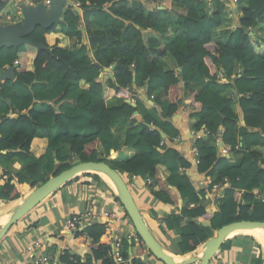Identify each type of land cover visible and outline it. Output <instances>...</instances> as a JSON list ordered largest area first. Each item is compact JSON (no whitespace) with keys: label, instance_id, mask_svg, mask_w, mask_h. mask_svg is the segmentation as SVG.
<instances>
[{"label":"trees","instance_id":"trees-1","mask_svg":"<svg viewBox=\"0 0 264 264\" xmlns=\"http://www.w3.org/2000/svg\"><path fill=\"white\" fill-rule=\"evenodd\" d=\"M73 1L81 14L67 9L62 24L36 27L27 37L51 54L28 45L16 53L0 50V73L18 62L15 80L0 84V202L21 199L20 186L31 192L75 164L103 162L122 176L150 180L151 197L172 206L162 225L180 230L177 255L195 253L210 231L224 225L264 222V35L256 32L264 28V0ZM203 3L209 10L198 9ZM226 13L236 20L233 29ZM171 29L179 30L173 39L168 38ZM215 33L224 34L225 40L220 43ZM49 36L53 44L47 42ZM165 59L187 71L181 75L167 69ZM228 88L233 96H222ZM184 95H189V119L198 135L193 143L196 170L213 184L227 181L215 212L207 211L203 192L196 191L184 171L178 172L179 167L190 169V162L164 140L169 143L180 134L170 119L182 109ZM110 98L120 103L109 106ZM149 100L167 106L163 124L151 116ZM119 121L130 123L121 146L123 159L114 156L112 128ZM218 136L223 149L240 157L237 164L220 155ZM81 176L107 185L96 175ZM108 196L121 206L110 191ZM124 216L129 220L125 211ZM104 233L105 224L84 228L77 235L91 240V257L83 262L63 253L60 261L114 264L109 246L99 243ZM225 247L226 242L221 249ZM146 253L153 257L141 239L138 244L123 241L124 264H144Z\"/></svg>","mask_w":264,"mask_h":264},{"label":"crops","instance_id":"crops-1","mask_svg":"<svg viewBox=\"0 0 264 264\" xmlns=\"http://www.w3.org/2000/svg\"><path fill=\"white\" fill-rule=\"evenodd\" d=\"M155 6L156 5H152L150 7ZM198 9L209 10L208 3L198 5ZM224 16L230 17L231 20H227V25L233 29L236 26V20L233 17V14L232 16H229V14L226 13ZM256 32L258 36H263L264 28L262 26L257 27ZM178 33V29H171L170 36L168 38L173 39L178 35ZM152 34L153 33L151 31L147 33L149 36ZM47 38L51 40L50 44H53V37L49 36ZM214 38L222 43L225 40V35L215 33ZM163 62L167 69L175 70L181 75H184L187 71L185 68L180 69L176 67L172 60L165 59ZM194 88L196 91L199 90L197 86ZM221 95L224 97L233 96L230 88L224 90ZM188 97L189 95H184L182 97V109L178 114L170 119V121L173 122L180 130L179 136L176 139H172V141L170 140L169 143L167 139L164 140L165 143L178 151L182 157L190 162V169H184V172L189 177L190 182L195 185L198 192H203L204 204L207 211L215 212L217 210V203L222 196V192L228 186L222 187L218 191H213L207 188L204 183L207 180H210V178H205L204 176L198 174L196 170V166L194 165L195 156L192 151L195 138L191 137L190 135L193 129L194 120L189 119V114H191L190 112L192 109H190V107H188L186 104ZM110 102H114L113 106L120 103L119 100L113 98H110L107 103L109 104ZM151 102L152 105L150 106L153 107L150 111L151 116L158 123L163 124V117H165L167 113V106L165 104H162L161 106H155L153 101ZM232 108L235 112L238 111L235 105L232 106ZM129 125V121H119L112 128V131L115 132L117 140V151L114 155L115 158H125L121 146L123 144L124 133L127 128H129ZM239 125L241 124L239 123ZM56 132L57 129L55 128L54 133ZM222 148L223 146L218 148V150L220 155L223 156L224 154L221 151ZM64 151L65 154H67V150ZM224 156L229 158L232 164H237L239 162L240 157L237 154L228 153ZM13 169H16V167ZM178 172L180 171L178 170ZM122 177L125 181H128H126V184L131 195L133 194L132 197L135 201V204L139 209L145 224L158 243L161 244V246L171 254V257L181 260L182 258L180 257L187 259L194 256L195 253L186 254L184 256L177 255V252H175V247L177 244H175L174 241L178 238L180 230L176 229L175 231H168L166 227L162 225V219L165 216H170L173 213L172 206L163 204L152 198L148 192L145 179L137 176L131 178L128 175H123ZM103 184L96 182L91 177L79 175L76 181L66 185L65 187H62L56 193H53L47 197L26 216L13 225L8 230L4 238L0 241V264H22L28 258L23 251L24 247L29 242H33L35 240H40L42 242L43 252L49 254L50 256L60 257V255L63 253H69L71 256L75 255L79 257L81 261L85 262L87 258L91 257V250L89 248L91 240L85 235H77L82 229L69 232L62 230V225L69 215L83 210L84 208L90 207L91 205L94 206L97 199L99 201L105 200L108 204L107 206H112L113 209L108 212H118L120 217H122V215H124L123 207L120 206L113 197H107L109 191L114 197L115 195L109 186ZM19 188L21 195L28 192L25 186H20ZM130 188H132L134 192H132ZM171 188L175 189L174 187ZM15 202L16 201L10 203ZM7 204L9 203L0 202V210H2ZM94 208L107 211L104 206H94ZM3 211H0V215L3 213ZM127 220V218L125 219L122 217L120 222L116 223V229H119L120 231L122 230V232L125 234L135 232L131 221ZM203 222L205 221H199V223ZM215 234L216 231H210L208 234V239L215 236ZM250 238H253L254 241L260 245L263 252L262 255L258 252L255 242L249 240ZM111 239L112 237L108 236L107 238L105 235H102L99 239V243L106 245L107 240L111 241ZM226 244L227 247L221 249L209 264H262L264 258V246L255 237L246 235L244 233H239L236 235L234 234V236L226 240ZM199 250L200 248L197 251ZM142 259L145 264H163L159 263L154 257L147 255V253L142 257Z\"/></svg>","mask_w":264,"mask_h":264},{"label":"water","instance_id":"water-1","mask_svg":"<svg viewBox=\"0 0 264 264\" xmlns=\"http://www.w3.org/2000/svg\"><path fill=\"white\" fill-rule=\"evenodd\" d=\"M12 1L14 0L2 1L0 4V14ZM16 5H18V12L21 15L22 21L8 25L0 24V50L3 48L13 49L14 53H16L18 47L28 45L36 48L38 51H45L51 54L50 50L41 44L29 41L27 37L34 32L36 27L48 29L52 26L62 24L64 22L62 17L67 9H73L78 15L81 14V11L73 8L72 3L68 0H51L48 9L44 8L42 3H37L36 5L27 4L26 0H18ZM248 34L250 36L252 35L251 32H248ZM15 68L16 66L6 67L0 73V84L5 81L15 80ZM147 88L146 86V89ZM148 103L152 105L151 100H149ZM134 116H138V113L135 112ZM219 130H222V126L219 127ZM163 138H165V136H163ZM218 139L217 147L221 148L222 141L219 136ZM81 174L96 175L111 188L131 221L135 233L141 239L147 251L163 264H209L221 250L223 243L234 236H230L231 234H239L238 232L246 230L264 231V222L238 221L224 225L216 231L215 236L208 239L202 245L199 251L195 252L194 256L187 259L180 257L182 259L176 261L171 257V254L158 243L148 229L128 189L126 181L121 174L103 162H83L75 164L62 171L60 174L49 178L43 185L31 191L27 196H23L21 199L17 200L11 209L2 214L0 216V219L3 218V223L0 227V241L13 225L32 211L38 204L55 193L67 182ZM99 174L106 176L111 181L112 185ZM196 191L198 192L197 189ZM201 224L203 227H210L208 222H203ZM262 264H264V258Z\"/></svg>","mask_w":264,"mask_h":264},{"label":"built area","instance_id":"built-area-1","mask_svg":"<svg viewBox=\"0 0 264 264\" xmlns=\"http://www.w3.org/2000/svg\"><path fill=\"white\" fill-rule=\"evenodd\" d=\"M72 3L73 8L79 9V4L75 3L73 0H68ZM27 4L30 5H36L37 3H42L44 8L48 9L51 4V0H26ZM235 0L233 1V3ZM73 10V9H71ZM81 11V10H80ZM18 62L14 63V66H17ZM8 67V66H6ZM110 69V68H109ZM109 69L106 70V73H108ZM131 101V100H130ZM134 103V100L131 101ZM203 133L208 134V131L203 130ZM191 137H194L195 140L198 138V135L196 132L191 131L190 133ZM176 139V138H175ZM219 139L216 140V145L218 144ZM235 149H238V146L235 147ZM193 154L195 156L194 158V165L197 166L198 160H197V150L195 147H193ZM223 154H228L229 152L225 149H221ZM180 172H183V168L178 169ZM131 178H134L135 176H130ZM146 180V179H145ZM146 183L149 184L150 180H146ZM206 187L213 190L218 191L222 187L227 186L226 179L223 180L222 184H213L212 181L207 180L204 182ZM190 207H193V205H190ZM123 218L126 219L124 215H122ZM118 214V212L112 213L105 211L103 209L94 208L93 205L90 207L84 208L83 210H80L78 212H74L71 215H69L63 225L62 230L64 231H78L83 230L84 228L93 225L94 223H100L105 224V233L104 235L108 238L112 237L111 241L107 240L106 245L109 246L108 250V256L113 260L114 264H124L125 260L122 257V245L123 241L127 240L129 242H132L133 244H138L140 241V238L135 232L125 234L120 231L119 229H116V223L120 222V219L122 218ZM128 221V220H127ZM24 253L28 257L22 264H66L65 262L60 261L59 256L54 257L50 256L49 254H46L43 252V244L40 240H35L33 242H29L24 247ZM71 261V259H69ZM145 264V263H144Z\"/></svg>","mask_w":264,"mask_h":264},{"label":"rangeland","instance_id":"rangeland-1","mask_svg":"<svg viewBox=\"0 0 264 264\" xmlns=\"http://www.w3.org/2000/svg\"><path fill=\"white\" fill-rule=\"evenodd\" d=\"M0 1H3V0H0ZM17 1L18 0H14L12 1L6 8L4 11H2V13L0 14V24L1 25H8V24H12L14 22H20L22 21V18H21V15L19 14V12L17 11L16 9V4H17ZM51 37V36H50ZM47 42L50 44L51 43V40L49 38H47ZM263 55H264V51H263ZM79 94V92H76L74 94H72L69 99L70 100H75V98L77 97V95ZM115 99V98H113ZM114 102H110L108 105L109 106H113ZM41 106L37 107V108H40ZM65 153V151L63 152V154ZM176 175L174 173L173 177L175 176V179H176ZM127 181V180H126ZM128 182V181H127ZM130 190H132V192H134V190L132 188H130ZM30 192H26V193H23V196H27ZM133 195V194H132ZM12 205V206H11ZM15 205V203H9L7 204L6 206L3 207L2 210H0L1 212L3 210H6V211H3L2 214H4L5 212H7L9 209H11L13 206ZM108 204L106 203L105 200L103 201H99L98 199L96 200V204L94 206L96 207H99V206H104V208L107 210V211H110L112 210V206H107ZM139 205V203H138ZM11 206V207H10ZM1 214V215H2ZM0 215V216H1ZM0 227H1V224H0ZM175 244H177V239H175L174 241ZM159 263H161L160 261H158Z\"/></svg>","mask_w":264,"mask_h":264},{"label":"bare ground","instance_id":"bare-ground-1","mask_svg":"<svg viewBox=\"0 0 264 264\" xmlns=\"http://www.w3.org/2000/svg\"><path fill=\"white\" fill-rule=\"evenodd\" d=\"M104 180H106L108 183H111V181L106 177L104 176L103 174H99ZM0 223H3V219H1ZM135 231V230H134ZM238 233H244L246 235H250V236H253L255 237L260 243L263 244L264 246V231L262 230H246V231H242V232H238ZM236 234V233H234ZM234 234H231L230 236L234 235ZM174 260L176 261H180V259H177L175 257H172Z\"/></svg>","mask_w":264,"mask_h":264},{"label":"flooded vegetation","instance_id":"flooded-vegetation-1","mask_svg":"<svg viewBox=\"0 0 264 264\" xmlns=\"http://www.w3.org/2000/svg\"><path fill=\"white\" fill-rule=\"evenodd\" d=\"M15 6H16V9H17V11H18V9H19V8H18V5H15ZM20 22H21V21H20ZM17 23H19V22H17Z\"/></svg>","mask_w":264,"mask_h":264}]
</instances>
